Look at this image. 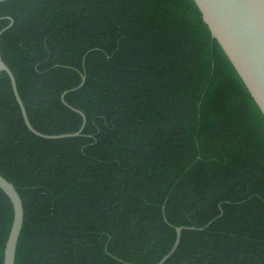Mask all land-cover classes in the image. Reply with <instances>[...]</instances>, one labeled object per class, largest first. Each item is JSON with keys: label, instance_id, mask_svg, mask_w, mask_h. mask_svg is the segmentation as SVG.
I'll use <instances>...</instances> for the list:
<instances>
[{"label": "trees", "instance_id": "1", "mask_svg": "<svg viewBox=\"0 0 264 264\" xmlns=\"http://www.w3.org/2000/svg\"><path fill=\"white\" fill-rule=\"evenodd\" d=\"M15 264H264V115L194 0H0ZM13 206L0 188V264Z\"/></svg>", "mask_w": 264, "mask_h": 264}, {"label": "water", "instance_id": "2", "mask_svg": "<svg viewBox=\"0 0 264 264\" xmlns=\"http://www.w3.org/2000/svg\"><path fill=\"white\" fill-rule=\"evenodd\" d=\"M194 1L212 37L218 41L264 115V0ZM7 18L10 20V23L0 31V37L14 23V20L10 16ZM0 72H6L9 76L24 123L32 133L46 139L76 137L82 134L87 122L86 115L80 109L70 105L66 101L65 96L84 85L86 80L85 74L82 75L81 82L77 86L65 90L61 95L63 103L82 116V125L75 132L47 134L36 129L31 123L27 109L19 93L15 75L3 60L1 49ZM0 188L9 197L13 206V221L4 249L3 264H15L18 242L24 225V204L16 186L1 173ZM214 219L201 227L175 226L176 238L174 244L156 264H164L175 253L181 242L183 230H203Z\"/></svg>", "mask_w": 264, "mask_h": 264}]
</instances>
